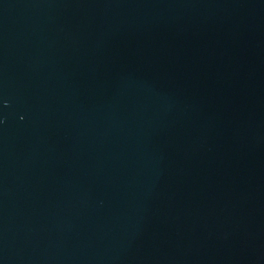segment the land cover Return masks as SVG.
I'll use <instances>...</instances> for the list:
<instances>
[{
  "label": "water",
  "instance_id": "obj_1",
  "mask_svg": "<svg viewBox=\"0 0 264 264\" xmlns=\"http://www.w3.org/2000/svg\"><path fill=\"white\" fill-rule=\"evenodd\" d=\"M0 264H264V0H0Z\"/></svg>",
  "mask_w": 264,
  "mask_h": 264
}]
</instances>
